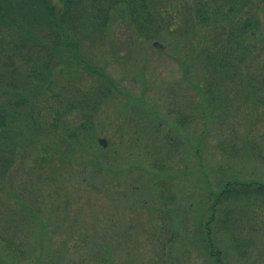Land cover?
I'll return each mask as SVG.
<instances>
[{
	"label": "trees",
	"instance_id": "trees-1",
	"mask_svg": "<svg viewBox=\"0 0 264 264\" xmlns=\"http://www.w3.org/2000/svg\"><path fill=\"white\" fill-rule=\"evenodd\" d=\"M173 2L178 5L175 10L163 8L157 0H0L1 179L11 172L13 161L22 151L46 139L55 144L53 154H49L50 162L57 159L60 163L62 156V174L67 175L62 177V189L65 186L94 188L97 192L94 194L98 195L100 190L112 192L116 186L125 184L124 192L112 194L126 204L132 199H144L163 207L174 199L167 184L177 174V162L184 159L182 151L186 144L196 142L190 141L191 136L184 131L188 118L184 121L186 117H180L169 124L155 109L146 106L143 96H131L127 91L119 109L118 95L124 93L118 83L106 68L84 59L83 49L92 42L99 45L104 37L106 44L111 43L115 37L110 38V26L115 22L129 26L132 45L140 41L154 46L153 43L160 40L168 45H156L160 51L164 48L173 59L187 60L188 65L181 74L194 91L193 122L199 117L201 121L207 120L208 113L216 114L220 121L218 107H233V110L242 107V125H256L262 120L264 0ZM173 12L179 17L184 15V27L178 28V16L176 21L167 17ZM172 28L175 30L170 31ZM106 105L112 106L113 113L116 108L125 115L130 110L135 111L134 116L141 120L142 125L134 131L135 137L131 135L127 139L138 152L127 154L126 158L132 160L126 162L125 170L114 164L124 157L120 152L122 147L114 154L115 151L110 153L109 144L102 147L97 141L102 131L99 117ZM143 135L149 146L143 143ZM251 138H244L243 142ZM122 142L120 140L119 144ZM199 149L195 146L194 153ZM142 150L152 156L149 162L142 159ZM129 171L134 174L125 178ZM146 173L148 177L143 179L142 174ZM238 174L235 170L222 173L214 184L220 187L217 192L208 185L201 188L207 194L198 204H211L209 208L213 212L223 203L232 209V204L263 203L264 181L242 180ZM59 178L52 170L39 176L40 181L43 179L41 184L47 183L53 188L60 187ZM23 210L25 216L16 217L19 214L16 212L13 220L17 221L18 232L30 233L34 238V215L40 210ZM164 212L172 211L165 209ZM77 218L75 214L70 220L76 223ZM105 230H95L99 242L94 243L104 245L109 252L111 246H108ZM62 232L68 237L81 234L80 227L75 225L63 226ZM196 238L200 249L206 251V258L210 256L211 264H225L200 232ZM22 247L26 248L24 243ZM28 253L30 255V250ZM15 257L22 258L21 254ZM5 260L14 262V258L2 250L0 264H6Z\"/></svg>",
	"mask_w": 264,
	"mask_h": 264
},
{
	"label": "rangeland",
	"instance_id": "rangeland-1",
	"mask_svg": "<svg viewBox=\"0 0 264 264\" xmlns=\"http://www.w3.org/2000/svg\"><path fill=\"white\" fill-rule=\"evenodd\" d=\"M157 1L163 8H178L174 0ZM177 16L175 12L167 14V17L175 19L174 21ZM178 18V28L184 27V15ZM110 28V38L115 37L111 43L106 44L103 37L99 45L92 42L89 47H84L83 53L86 61L106 68L122 89L124 94L118 95L119 109L126 100L124 96L129 93L135 97L143 96L147 101L146 106L155 109L169 124L171 120L175 121L180 117H186L184 121L188 118L184 131L191 136L190 141L196 142L192 145L186 144L182 151L184 159L177 162V174L167 184V190L174 199L163 207L154 201L152 205L144 199H132L126 204L112 194L124 192L127 188L125 184L116 186L112 192L100 190L98 195L94 194L97 193L94 188L90 190L65 186L62 189V177L67 176L62 174V156L60 163L57 159L50 162L49 154H53L55 144L50 140H39L35 147H25L21 156L13 161L11 172L0 178V237L4 239L2 242H6L3 244L0 239V251L5 250L14 258V262H3L211 264L210 256H207V260L204 254L206 251L200 249V241L196 238L198 233L195 231L203 220L211 230L209 241L206 239L208 232L201 228L202 236L205 241L213 244H210L213 247L209 248L214 253L219 252L225 264H264L262 198L259 197L263 203L232 204L233 209L229 204L223 203L215 209L213 220L210 222H206L211 214L206 210V204L198 205L207 194L201 188L208 185L214 192L219 191L220 187H215L214 184L222 173L235 170L242 180L264 181V116H260L262 120L256 125L243 126L242 107L239 110H233V107H218L217 112L222 116L220 121L216 119V114L213 116L210 113L207 120L201 121V117L197 119V114L194 113L196 122L198 121L196 124L192 119V109L196 101L192 95L194 91L181 74L183 67L188 65L187 60L177 61L170 53H165L164 48L160 51V48L152 46L151 43L138 41L132 45L130 29L125 23L115 22ZM174 30L172 28L170 31ZM156 42L167 45L160 40ZM165 49L168 47L165 46ZM104 107L99 117V127L102 131L98 137L106 140L110 153L115 151L116 154L119 147H122L120 152L124 157L115 160L114 164L125 170L128 166L126 162L132 160L126 158L127 154L138 152L135 146H130L127 139L129 140L131 135L135 137L134 131L142 125L141 120L134 116L135 111L130 110L125 115L119 113L118 108L113 113L111 105ZM197 111L200 112L198 108ZM131 117L133 121L128 120ZM164 128H167V125H164ZM250 137L253 138L245 142V145L244 138ZM120 140H123L122 145L119 144ZM144 141L148 145L145 136L143 143ZM195 146L200 148L196 153ZM60 152L62 154V151ZM141 152L142 159L149 162L152 156L143 153V150ZM55 154L58 152L55 151ZM49 170L60 177V187L53 188L47 183L41 184L43 179L40 181L39 176L47 174ZM133 174V171H129L125 173V178H130ZM145 177H148L147 173L142 174V178ZM142 193H146L145 189ZM196 205L198 206L195 208ZM23 208L40 210L34 215L35 239L30 233L18 232L17 221L15 223L13 220L17 216L22 217ZM162 209L172 212L163 215ZM16 212L19 214L15 217ZM75 214L78 216L76 223L75 220H70ZM67 225L80 227V236L68 237L62 232V227ZM103 228L107 233L108 246H111L109 252L104 245L97 246L94 243L99 242V235L95 236V232ZM173 233L176 237L171 238ZM43 235L49 238L43 239ZM23 243L25 249L22 247ZM18 254H21L22 258H16Z\"/></svg>",
	"mask_w": 264,
	"mask_h": 264
},
{
	"label": "water",
	"instance_id": "water-1",
	"mask_svg": "<svg viewBox=\"0 0 264 264\" xmlns=\"http://www.w3.org/2000/svg\"><path fill=\"white\" fill-rule=\"evenodd\" d=\"M99 142H101L102 144H104V141H103V139H99Z\"/></svg>",
	"mask_w": 264,
	"mask_h": 264
}]
</instances>
